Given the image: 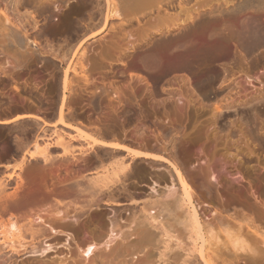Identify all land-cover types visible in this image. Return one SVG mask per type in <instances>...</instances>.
<instances>
[{"label":"rangeland","instance_id":"374dc122","mask_svg":"<svg viewBox=\"0 0 264 264\" xmlns=\"http://www.w3.org/2000/svg\"><path fill=\"white\" fill-rule=\"evenodd\" d=\"M14 1L0 0V118L32 113L50 125L33 118L0 124L5 193L12 191L8 176L15 179L20 173L22 159V170L35 164L27 156L35 141L41 147L51 145L53 165L38 168L32 177L42 188L39 195L28 198L12 216L3 213L0 222L7 225L15 217L27 222L45 218V212L62 215L66 207L70 222L53 225L60 231L55 235L43 225L45 238L32 252H12L2 245L0 228V264H91L74 240L85 244L93 232L104 237L94 250V264H137L147 251L150 264H163L157 250L129 248L136 246L135 235L118 256L108 253L105 244L118 232L114 224L131 230L127 221L134 202L120 197L121 206L102 201L75 215L70 204L74 193L60 197V181L73 182L84 169L82 162L91 167L101 154L80 153L86 141L58 123L64 71L73 61L75 72L69 71L65 92L66 122L91 133L99 129L165 159L137 161L143 173L128 182V190L140 198L137 205L154 192L180 190L175 167L193 191L208 257L215 264H260L251 259L258 254L264 262V4L158 0L140 5L115 0L120 17L110 18L102 34L83 42L84 53L74 60L79 44L102 24L104 9L99 15L96 2L84 0H20L14 9ZM58 134L69 140L73 157L64 158L55 146ZM57 198L70 202L57 204ZM239 228L256 248L255 256L224 249L226 232L235 234Z\"/></svg>","mask_w":264,"mask_h":264},{"label":"bare ground","instance_id":"6f19581e","mask_svg":"<svg viewBox=\"0 0 264 264\" xmlns=\"http://www.w3.org/2000/svg\"><path fill=\"white\" fill-rule=\"evenodd\" d=\"M84 1L86 4L96 2L95 8H97V13L102 15L103 9L105 13L102 24L99 23L98 26L96 25L97 29L94 28L95 30H91L92 32L90 35H88L75 50L73 54L74 60H76L79 54L80 56L83 55V42L85 43L97 34H102L106 30L110 18L120 17L119 5L115 0H102L104 5H101V0ZM133 1L135 4L148 5L158 0ZM223 1L228 2L227 0ZM14 2V9H17L20 0H15ZM245 2L249 5L251 3L254 5L258 3L257 0L253 2L252 0H248ZM180 4H182V1ZM243 4L244 3H242V5ZM259 4L263 5L264 0H259ZM2 15L4 16L5 22L15 26L12 21L10 22L9 15L7 16L5 12H3ZM12 20L15 21V18L13 17ZM260 45L264 46V41L260 42ZM73 64H75L74 61L70 62L64 71V97L58 110V123L62 127L73 129L76 137L86 141L87 148L84 150L79 148L78 151L80 153L83 154L90 150L94 152L100 150L101 154L96 156V161L93 162L91 167H88L86 161H83L82 166L84 169L78 170V173H81V175L77 176L73 182L60 181L58 185L60 197H68L71 192L74 193V199H72L74 203L70 204L73 205L72 207L75 215H79L81 212H84L94 205H98L99 202L102 201H105L106 204L110 202L114 205L121 206L122 204L118 202L120 197L125 200H130L131 203L134 202V205H129L130 217L127 221L130 227L128 229L131 230H122L121 227L115 223L113 228L118 232L115 235H110V241L105 244L106 247L109 244L108 253L113 256H118L119 249L127 244L129 236L135 235L136 246L134 245L129 248H131L132 251H140L145 248L157 250L158 260L163 264H215L216 262L208 257L203 246L205 242L203 235L204 225L198 213V208L194 205L192 200L193 191L177 168L174 167L180 190L173 188L170 193L166 195L154 192L150 197L147 195L146 198L142 200L143 202L139 203V206L137 205V201L140 200V198H135L136 196L131 194L128 190V182L131 180L136 181L143 173V168L137 164V161L149 160L152 162H159L165 159L152 150H143L141 148L122 144L117 141L116 138L104 134L99 129L91 133L85 131V129L74 127L66 122L64 110H68V105L65 100V92L70 86L68 73L71 70L75 72ZM15 90L18 91L16 88ZM22 118H33L41 121L44 126L50 125L49 122L32 113L17 114L11 119L0 118V124H8ZM50 146L51 145L47 143L41 147L38 142L35 141L34 150L27 154L28 158L34 161L35 164L22 170L21 165L24 162V159H22L18 167L20 173H15V179L12 178L13 174L8 176V179L14 182V186L10 188L12 190L10 193H5L8 184L0 181V216L6 212L9 213V216H12L13 211L17 210L28 198L39 195L41 192L40 189L42 188L31 180L33 175L38 171V168H40L39 171H43L53 165V157L48 151ZM55 146L61 150V155L64 158L74 156L75 151L71 147L69 140L66 141L60 134L56 137ZM38 161H42L43 163L40 167L36 166ZM86 172L91 174V177L87 178ZM43 186H45V183H43ZM153 191L154 189H152V192ZM62 200L65 199L57 198V204L65 205L70 202H64ZM67 209L68 207H66V211L62 215H60L61 212L54 215L45 212V218L39 216H36L34 220L27 218V222H19L23 219L19 217H15L14 222L8 221L7 225L1 221L2 245H5L12 252H17L21 248L24 251L28 249L29 252L35 251L38 240L45 238L44 228L46 227L43 225H46L51 233L55 235L60 231H56L53 225L61 224L64 226L69 224L70 221L69 217H67ZM102 225L103 224H99L98 227L102 228ZM41 226H43V228ZM178 229L180 233H177L176 230ZM174 232L176 234H174ZM103 238V234L100 235V233H98L97 235V233L95 234L93 232L89 242L81 245L79 241L74 240V244L79 253L85 257V260L91 261V264H94L95 259L98 257L94 250L97 249V245ZM226 239L227 241L226 244H224V249L229 246L234 253H251L252 256H255L257 253V251H255L256 248L251 246L252 243L247 241V238L245 239L243 237L241 228H239L235 234L226 232ZM198 241L202 243L199 246ZM147 252L143 254V258L139 259L137 264H150V255H148ZM257 257L258 254L251 259H257L260 264H264L263 260Z\"/></svg>","mask_w":264,"mask_h":264}]
</instances>
